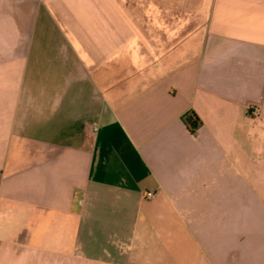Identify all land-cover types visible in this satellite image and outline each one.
<instances>
[{
    "label": "crops",
    "instance_id": "0c3cea01",
    "mask_svg": "<svg viewBox=\"0 0 264 264\" xmlns=\"http://www.w3.org/2000/svg\"><path fill=\"white\" fill-rule=\"evenodd\" d=\"M0 264H264V0H0Z\"/></svg>",
    "mask_w": 264,
    "mask_h": 264
},
{
    "label": "trees",
    "instance_id": "16d2710c",
    "mask_svg": "<svg viewBox=\"0 0 264 264\" xmlns=\"http://www.w3.org/2000/svg\"><path fill=\"white\" fill-rule=\"evenodd\" d=\"M183 121L192 133H196L198 128L201 126L202 121L198 114L194 110L186 112L182 116Z\"/></svg>",
    "mask_w": 264,
    "mask_h": 264
},
{
    "label": "built area",
    "instance_id": "2783aa9c",
    "mask_svg": "<svg viewBox=\"0 0 264 264\" xmlns=\"http://www.w3.org/2000/svg\"><path fill=\"white\" fill-rule=\"evenodd\" d=\"M250 114L253 115L256 118L261 117V107L260 105L256 104V105H252L250 106Z\"/></svg>",
    "mask_w": 264,
    "mask_h": 264
}]
</instances>
